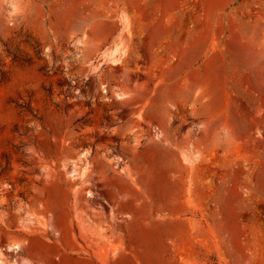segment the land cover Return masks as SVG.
I'll list each match as a JSON object with an SVG mask.
<instances>
[{"label": "rangeland", "instance_id": "obj_1", "mask_svg": "<svg viewBox=\"0 0 264 264\" xmlns=\"http://www.w3.org/2000/svg\"><path fill=\"white\" fill-rule=\"evenodd\" d=\"M0 264H264V0H0Z\"/></svg>", "mask_w": 264, "mask_h": 264}]
</instances>
